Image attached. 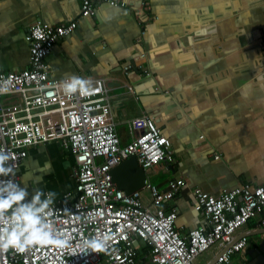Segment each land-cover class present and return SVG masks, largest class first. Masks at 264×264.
I'll use <instances>...</instances> for the list:
<instances>
[{
    "label": "crops",
    "instance_id": "obj_1",
    "mask_svg": "<svg viewBox=\"0 0 264 264\" xmlns=\"http://www.w3.org/2000/svg\"><path fill=\"white\" fill-rule=\"evenodd\" d=\"M119 1L123 7L102 4L94 17L80 18L81 0H0V71L28 68L25 36L33 25L75 21V31L45 58L49 76L103 79L122 145L137 134L134 118L152 119L171 148L145 180L164 191L169 180L183 178L165 206L175 209L182 234L206 229L195 190L217 197L264 184V0ZM74 171L73 157L57 143L29 148L19 168L28 197L51 192L52 202L74 189ZM145 180L137 191L149 204ZM260 221L236 231L235 241L245 238L248 246L230 264L250 249L264 253ZM219 252L213 247L194 264H212Z\"/></svg>",
    "mask_w": 264,
    "mask_h": 264
},
{
    "label": "built area",
    "instance_id": "obj_2",
    "mask_svg": "<svg viewBox=\"0 0 264 264\" xmlns=\"http://www.w3.org/2000/svg\"><path fill=\"white\" fill-rule=\"evenodd\" d=\"M102 4L124 6L119 0H81L80 18L94 17ZM76 28L75 21L33 25L25 36L28 68L0 71V152L14 165L11 178L22 187L19 168L34 146L57 143L75 162L74 189L45 210L58 242H36L22 251L0 249V264H194L213 247L220 252L212 264H230L248 246L245 238L235 241L236 231L257 216L264 226V184H244L217 197L195 190L194 209L208 227L186 234L176 228L175 209L165 206L185 184L183 178L169 180L164 191L145 180L149 204L142 202L140 191L118 189L111 175L116 166L135 157L146 172L166 159L171 143L152 119L141 116L130 122L137 134L122 145L103 79L88 80L87 92L68 94L67 80L49 76L45 58ZM43 193L41 199L48 192ZM9 223L8 214H0V229ZM88 241L100 246H88Z\"/></svg>",
    "mask_w": 264,
    "mask_h": 264
},
{
    "label": "clouds",
    "instance_id": "obj_3",
    "mask_svg": "<svg viewBox=\"0 0 264 264\" xmlns=\"http://www.w3.org/2000/svg\"><path fill=\"white\" fill-rule=\"evenodd\" d=\"M90 87V81L79 77H71L63 85L68 94L87 92ZM10 159L7 153L0 152V214L7 213L10 219V223L0 229V249L11 246L22 251L36 242H58L45 218V210L49 208L54 193L49 192L41 199L44 193L38 190L31 199H25L28 196L27 189L11 178L14 175V165L8 163ZM87 244L100 246L95 241H88Z\"/></svg>",
    "mask_w": 264,
    "mask_h": 264
},
{
    "label": "water",
    "instance_id": "obj_4",
    "mask_svg": "<svg viewBox=\"0 0 264 264\" xmlns=\"http://www.w3.org/2000/svg\"><path fill=\"white\" fill-rule=\"evenodd\" d=\"M111 175L117 188L127 194L144 188L145 171L138 165L135 157L116 166ZM238 264H264V253L255 248L250 249Z\"/></svg>",
    "mask_w": 264,
    "mask_h": 264
},
{
    "label": "rangeland",
    "instance_id": "obj_5",
    "mask_svg": "<svg viewBox=\"0 0 264 264\" xmlns=\"http://www.w3.org/2000/svg\"><path fill=\"white\" fill-rule=\"evenodd\" d=\"M68 176H69V174L67 173V177H68ZM68 178H70V177H68ZM70 179H71V178H70ZM64 180H66V178H65ZM68 184H69L70 186L73 185L72 182H69Z\"/></svg>",
    "mask_w": 264,
    "mask_h": 264
}]
</instances>
